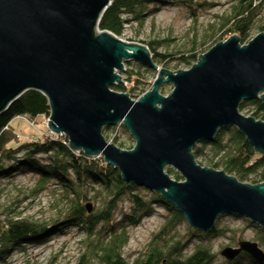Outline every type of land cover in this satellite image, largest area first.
I'll list each match as a JSON object with an SVG mask.
<instances>
[{"label": "water", "instance_id": "obj_1", "mask_svg": "<svg viewBox=\"0 0 264 264\" xmlns=\"http://www.w3.org/2000/svg\"><path fill=\"white\" fill-rule=\"evenodd\" d=\"M110 0H0V115L28 90L48 101L47 127L64 133L71 149L101 155L127 185L145 186L169 202L194 230L209 232L222 215L245 218L264 229V183L239 182L223 170L195 162L191 149L235 128L264 155V121L245 116L243 102L264 106V33L245 45L236 35L198 55L187 70L154 64L147 47L98 32ZM159 71L138 101L112 90L123 64ZM126 84L125 82H123ZM172 85L164 96L159 87ZM159 106V107H158ZM122 122L135 140L131 151L107 143L104 128ZM171 166L182 181L171 179ZM264 263L255 242L225 248Z\"/></svg>", "mask_w": 264, "mask_h": 264}, {"label": "trees", "instance_id": "obj_2", "mask_svg": "<svg viewBox=\"0 0 264 264\" xmlns=\"http://www.w3.org/2000/svg\"><path fill=\"white\" fill-rule=\"evenodd\" d=\"M228 3V9L220 17L217 27L218 42L212 45L231 35H236L243 41L253 29L264 33V0H229ZM162 5L186 7L192 15L199 8L214 6L206 0H111L98 28L100 31L121 36L126 25L142 26L146 18L156 12V7ZM195 40L190 41L185 51L174 52H158V43L154 41L140 43L148 47L152 59L158 65L167 66L175 62L190 66L197 61L200 53L205 52L198 51L203 43L198 44ZM211 40L209 38V42ZM129 67L124 72L126 84L115 85L112 89L137 98L146 91V86L150 84L148 79L153 72L135 64ZM162 90L161 87L160 92ZM239 111L264 121V106L259 100L243 102ZM48 114V101L44 95L30 91L21 95L0 115V180L33 174L37 177V187L34 186L33 189L35 195L46 183L53 181L61 191L59 202L63 206L60 208H63L64 214L62 210L59 211L57 217L61 219L58 221L57 217L54 218L56 220L52 222L50 229L44 226L47 222L34 223L15 215L0 217V263H4L15 249H24L25 246L46 241L52 234L57 235L68 228L76 227L82 234L83 246L76 264H127L123 250L129 241L128 228L137 226L142 218L152 213V205H156L167 211L164 217L168 219L153 235L145 252L132 264H212L213 254L206 242L209 237L223 235L224 229L215 225L207 234L190 232V235L201 241L185 256L183 243L173 241L170 237L172 230L183 222L184 217L159 195L149 196L147 191L141 192L134 186H126L120 180L119 173L104 164L102 158L91 159L82 152L70 150L63 137L55 139L49 136L44 140L18 144L15 132L8 129L12 120L18 117L33 119ZM120 130L125 133L124 128L120 127ZM118 144L120 148H130L125 147L124 142ZM191 152L196 159L207 157L204 160L207 167L223 170L239 182L264 183V156L257 154L235 128L220 130L213 141L202 142ZM166 172L176 181L183 180L170 168ZM44 177L50 179H43ZM134 190L138 191L133 192ZM145 197L147 200H142ZM99 200L104 202L103 207L93 209L92 202L97 203ZM123 201H128L133 208L130 209L131 212L120 211L121 218L113 221L112 219L118 217L114 211ZM87 207L91 210L87 211ZM261 239L264 240V232ZM250 262L257 264L253 260Z\"/></svg>", "mask_w": 264, "mask_h": 264}, {"label": "rangeland", "instance_id": "obj_3", "mask_svg": "<svg viewBox=\"0 0 264 264\" xmlns=\"http://www.w3.org/2000/svg\"><path fill=\"white\" fill-rule=\"evenodd\" d=\"M206 1L212 3L214 6L212 8H199L197 12L195 11L194 15H192L191 12H189L190 10L186 7L158 6L156 7V12L152 16L147 17L142 26L136 24L126 25L122 35L118 38L125 42L132 43L154 41L158 43V52L185 51L190 41L196 39L195 41L198 44L203 43L202 48L198 51H205L202 52V54H204L215 45H212L213 43L218 42L217 37L219 34L217 33V27L220 22V17L226 13L229 4V0ZM256 34H258V30H251L249 35L243 41H240V45L247 44ZM209 38H212L210 42ZM133 64H135L133 61H128V63H124V68L130 69L129 65L132 66ZM193 64L185 66L184 64L173 62L167 66L159 65V67L175 72L177 70H187ZM150 77L151 78L148 79V81L150 80V84L146 86L147 91L151 90L152 84L157 79L154 73L150 74ZM161 87L163 88L162 92H160ZM171 90L172 85L170 83H165L159 87V92L164 96L168 95ZM132 99L136 100V98ZM8 127V129L15 132L18 144L44 140L49 137L46 121L43 116L33 121L16 118L12 120ZM102 134L108 142H111L114 137L115 141L113 140V142L116 143L117 141V145H119L118 142H124L125 147H132L134 145L131 136L120 129L105 130ZM98 157L100 156L90 158L98 159ZM194 159L197 164L207 167L204 161L207 157ZM36 180L37 177L30 173L0 180L1 218L15 215L19 216L20 219L41 223L52 220L58 216L62 204L59 202L61 194L57 185L48 182V185H44L45 187L39 191L40 193L38 192L35 195L33 189L34 186L37 187ZM241 183L254 185L251 181H244ZM144 194L148 197L147 193ZM146 197L144 201L147 200ZM102 200H99L100 202L97 203L93 201V209L102 208L104 204V202H101ZM152 206L153 210L149 216L142 218L137 226L128 228L129 241L123 250V257L127 264H132L136 258L141 257L153 235L160 230L163 223L168 219V217H164L167 215V211L163 207L156 205ZM116 209L114 211L116 213L115 215L119 216V211L128 209V201L121 202L118 209ZM249 224L258 227L260 230L251 225L249 226ZM215 225L225 231L221 236L209 237L206 242L213 254L212 264H252V262H250V260H253L251 256L243 252L231 260H226L221 256V251L223 249L237 248L238 243L242 241L257 243L264 254V240L261 239L264 229L258 225L235 215L219 216L215 221ZM172 231L173 232L170 234L171 239L173 241H178V243H183L185 247L183 254L185 256L189 255L195 248V245L201 241L190 235V232L191 234H193V232H195V234H207L210 232H201L192 229L187 224L185 218L183 222L177 225ZM50 237L51 239L48 241H42L31 246H25L24 249L13 251L4 260L5 262L0 264H76L83 251L81 232L76 227H71L66 229L65 233L50 235ZM253 261L257 264H264L256 260Z\"/></svg>", "mask_w": 264, "mask_h": 264}, {"label": "bare ground", "instance_id": "obj_4", "mask_svg": "<svg viewBox=\"0 0 264 264\" xmlns=\"http://www.w3.org/2000/svg\"><path fill=\"white\" fill-rule=\"evenodd\" d=\"M110 3H111V0H110ZM110 5V4H109ZM108 5V6H109ZM108 8V7H107ZM106 8V9H107ZM106 11V10H105ZM100 22V21H99ZM99 25V24H98ZM98 29V32H103V31H100L99 30V28H97ZM106 32H108V31H106ZM111 33V32H110ZM112 34V33H111ZM112 35H114V34H112ZM115 37H120V36H116V35H114ZM119 39V38H118ZM120 41H123V40H121V39H119ZM123 42H125V41H123ZM125 43H128V42H125ZM136 44H139V45H142V46H145V47H147L146 45H143V44H141V43H136ZM147 49H148V47H147ZM149 50V49H148ZM149 52H150V50H149ZM150 55H151V52H150ZM151 59H152V55H151ZM152 61H153V63L154 64H156L155 62H154V60L152 59ZM128 63V62H127ZM133 63H135L137 66H139V67H141V68H144V69H148V70H150V71H152L154 74H155V76H156V78H157V76H158V73H159V71H155V70H153V69H151V68H148V67H145V66H142V65H140V64H138V63H136V62H134L133 61ZM156 65H158V64H156ZM159 66V65H158ZM123 67H124V64H123ZM126 70H128V69H123V71H115V73L117 74V75H119L120 77H121V82H119V83H117L116 85H124V83L123 82H125L126 83V81H125V78L123 77L124 76V72L126 71ZM155 80V79H154ZM30 91H33V90H28V91H26V92H30ZM150 91V90H149ZM149 91H145L144 93H142L139 97H137L136 98V100H133L132 98H131V96L128 94V93H126L129 97H130V99L131 100H133V101H138L143 95H145L147 92H149ZM25 92V93H26ZM23 95V94H22ZM21 97V96H20ZM19 99V98H18ZM14 103V102H13ZM49 106V105H48ZM159 107V106H158ZM49 115H50V109H49V114L47 115V116H45V115H40V116H37V117H35V118H33V119H30V118H28V117H26V116H24V117H18V118H21L22 120H26V119H29V121H33L34 119H36V118H39V117H41V116H43V118L45 119V121H46V126H47V121H49ZM244 115V114H243ZM246 116V115H245ZM120 127H122V128H124V130H125V133H128L129 134V132H128V130L126 129V127H124L123 126V124H122V122H120L119 124H117V125H115V126H112V127H108V128H104L103 130H102V132L103 131H109V129H111V130H116V129H120ZM47 133H48V135L50 136V137H53V138H65L66 140H67V143H68V139H67V137H66V135L64 134V133H53V131H50V129L47 127ZM130 135V134H129ZM102 136H103V134H102ZM131 136V135H130ZM104 138V137H103ZM131 138L133 139V137L131 136ZM113 139H114V137H113ZM113 139L111 140V142H108V141H106V139L104 138V140L107 142V143H109V144H112L113 146H115L116 148H118V149H120V150H124V148H120V147H117L118 145L116 144V143H114L113 142ZM133 141H134V145L132 146V147H130L129 149H125L124 151H131V150H133V148L135 147V140L133 139ZM200 144V143H199ZM117 145V146H116ZM198 145H195L192 149H191V151L195 148V147H197ZM68 147L70 148V146H69V143H68ZM70 150H72V151H74L73 149H71L70 148ZM74 152H76V153H80V152H77V151H74ZM97 156H100V157H98V158H102V161H103V157L99 154V155H97ZM194 156V155H193ZM103 163H104V161H103ZM105 164V163H104ZM106 165H108V164H106ZM108 166H110V165H108ZM111 167V166H110ZM112 169H114V170H116L118 173H119V178H120V180L122 181V178H121V176H120V172L116 169V168H114V167H111ZM167 168H170V169H172L174 172H176L175 171V169H173L171 166H167V167H165L164 168V172L171 178V179H173L172 178V176L170 175V174H168L167 172H166V170H167ZM177 173V172H176ZM50 179L49 177H44L43 179ZM174 180V179H173ZM49 182H52L53 183V181H49ZM123 182V181H122ZM124 183V182H123ZM125 184V183H124ZM46 185H48L47 183H46ZM126 186H134V187H136V188H138L141 192L142 191H147V193H148V195L149 196H151V195H159L160 196V194L159 193H156L155 191H153V190H151V189H149V188H147V187H145V186H142V187H139V186H136V185H127V184H125ZM60 191V190H59ZM135 191H138V190H134L133 192H135ZM60 194H61V191H60ZM161 197V196H160ZM161 199L163 200V201H165V202H167L166 200H164L162 197H161ZM142 200H144V198H142ZM171 207H173V205L172 204H170L169 202H167ZM131 208H133V205L132 204H129V202H128V209H126V210H121V211H128V212H131L130 211V209ZM175 210H177L175 207H173ZM87 209V211H90L91 210V208L90 207H87L86 208ZM118 209V208H117ZM62 210V214H64V210H63V208H60V211ZM120 212V211H119ZM121 216L122 215H120V216H118V217H115L114 219H112L113 221H118L120 218H121ZM61 218L60 217H57V220L59 221ZM54 220H56V219H53V220H49V221H47V223H45L44 224V226L47 228V229H50L49 227H50V225L52 224V222L54 221ZM214 226H215V224H214ZM44 227V228H45ZM66 231V230H65ZM63 233H65V232H63ZM53 235V234H52ZM49 239H51V237H48L47 239H46V241H48ZM16 250V249H15ZM14 250V251H15Z\"/></svg>", "mask_w": 264, "mask_h": 264}]
</instances>
